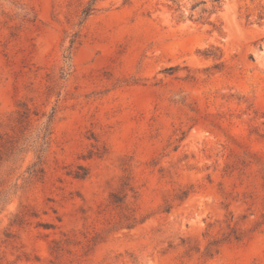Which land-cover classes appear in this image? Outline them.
Wrapping results in <instances>:
<instances>
[{
	"label": "rangeland",
	"instance_id": "374dc122",
	"mask_svg": "<svg viewBox=\"0 0 264 264\" xmlns=\"http://www.w3.org/2000/svg\"><path fill=\"white\" fill-rule=\"evenodd\" d=\"M0 0V264H264V0Z\"/></svg>",
	"mask_w": 264,
	"mask_h": 264
},
{
	"label": "trees",
	"instance_id": "16d2710c",
	"mask_svg": "<svg viewBox=\"0 0 264 264\" xmlns=\"http://www.w3.org/2000/svg\"><path fill=\"white\" fill-rule=\"evenodd\" d=\"M95 2H96V0H92L91 4L85 10V15H89V13L93 10V5H94Z\"/></svg>",
	"mask_w": 264,
	"mask_h": 264
}]
</instances>
